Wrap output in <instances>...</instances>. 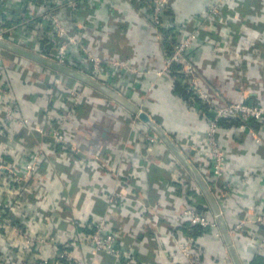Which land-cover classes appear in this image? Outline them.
Here are the masks:
<instances>
[{"label": "crops", "instance_id": "0c3cea01", "mask_svg": "<svg viewBox=\"0 0 264 264\" xmlns=\"http://www.w3.org/2000/svg\"><path fill=\"white\" fill-rule=\"evenodd\" d=\"M216 1L173 0L166 12L164 27L157 29L151 20L149 0H81L84 6H90L85 13L87 22L97 17L94 11L99 14L96 21L98 33L87 27L85 31L93 50L101 55L129 60L142 71H153L152 76L144 81L124 78L113 71L104 73L98 81L146 111L172 138L193 136L198 143L203 144L208 122L187 107L186 86L178 83L181 81L180 77H186L185 75L178 76L174 71L164 78H157L154 74L162 69L174 41L185 38L187 32L200 23L198 17H195L205 13ZM262 3L263 0H248L243 3L240 12L246 22L233 25L236 33L243 28L256 32L259 38L258 51L264 61V18L262 16V22L259 21L258 24L247 20L251 14L264 15ZM214 42L197 41L190 51L191 61L199 69L212 101L217 105L233 100L260 103L264 93V64L251 62L250 65H243L239 73L237 64H231L226 57H217ZM23 60L29 61L9 51L0 52V62L7 68L20 71L18 64L26 70L33 66H25ZM42 67L44 69L37 68L34 70L36 72L31 73L29 80L23 82V87L11 84L14 95L19 99V115L38 122L39 125H46L40 92L45 91L43 89L50 84L48 70L56 72V77L65 84L81 86L89 92L92 99L81 107L77 119L72 120L69 125L70 129L78 133L77 136L74 135L73 142L81 145L87 153H102L101 166L103 162L110 164L122 176L119 180L105 167L95 173H91L87 167L77 168L46 146L42 171H48V178L42 184L50 193L51 202L59 207L61 220L80 219L85 225L92 219L107 218L118 233L120 244L134 255L135 259L127 264H188L179 256L175 246L177 237L180 239L187 232L180 227L178 221L189 204L193 190L197 188L187 169L165 143L151 144L145 133H155L120 104L76 79ZM23 73L27 75L26 71ZM1 103L2 99L0 110ZM59 105L62 106L60 103ZM237 124L234 120H228L221 123L219 128L220 145L228 158L226 179L232 183L236 192L219 202L229 228L238 222V217L232 214L237 207H251L256 213L264 211V202L261 206L258 205V199L264 198V131L256 128L262 137V142H257L250 128L236 130ZM22 130L27 133V138L22 143H12L5 149L2 148L7 159H16L31 139L37 141L36 133ZM143 131L146 132L142 134ZM162 150L164 153H161ZM185 153L204 179L206 168L199 160V153L194 150H187ZM133 172L140 177L142 194L139 189H130L129 178ZM114 191L121 192L130 206V210L121 215L112 211L109 206L108 199ZM201 200L206 202V206L198 207L210 210L205 196ZM143 208L146 209L141 211ZM159 216L166 219L167 225ZM35 221L34 228L40 225L37 219ZM168 224H174L176 228L170 229ZM251 232L256 233L254 239L250 238ZM239 237L238 240L242 239L237 249L243 264H255L260 260L264 264V232L249 228ZM199 242L204 245V252L210 261L215 259L212 255L214 252L222 256L227 254L224 244L213 234L200 237ZM1 244L3 245L0 241V247ZM261 246L263 253H257L256 250ZM5 249L2 251H6ZM85 253H88L87 249L83 250V255ZM164 257L168 259V263H160ZM96 262L115 264L117 261L110 255L101 254Z\"/></svg>", "mask_w": 264, "mask_h": 264}, {"label": "built area", "instance_id": "2783aa9c", "mask_svg": "<svg viewBox=\"0 0 264 264\" xmlns=\"http://www.w3.org/2000/svg\"><path fill=\"white\" fill-rule=\"evenodd\" d=\"M172 1L149 0L151 20L157 29L164 27L165 15ZM247 2L248 0H217L205 13L196 16L200 23L187 32L185 38L174 41L162 69L154 74L157 78H164L175 71L178 76H186L180 77L181 81L178 83L186 86L187 107L206 119L208 130L203 144L198 143L193 136L173 139L183 151L194 150L199 153V160L206 168L204 180L218 203L236 194L232 183L226 179L228 158L220 145L221 122L224 119L238 120L236 130L250 128L256 141L262 142L256 128L264 131V93L258 104L238 100L228 101L223 105L215 104L202 81L199 69L191 61L190 51L197 41L211 43L215 40L217 57H226L231 64H237L239 73L243 65H250L251 62L264 64L258 51L259 38L256 32L246 28L239 33L234 30L233 24L246 22L240 9ZM88 7L90 8L88 5L84 6L81 0H0V39L74 67L96 80L110 71L138 81L152 76L153 71H142L129 60L101 55L92 49L85 31L87 27L98 33L96 21L99 14L94 11L97 17L87 22L85 13ZM229 12L234 15L231 16ZM259 15L251 14L247 20L258 24L259 21L262 22V16L264 18V15ZM2 51L4 50L0 48V52ZM31 64L33 66L27 70L34 73L39 64ZM18 65V70H26L21 64ZM48 71L47 80L54 88L47 87L40 92L41 100L45 102L42 111L47 119L43 126L19 115V99L12 91L7 67L0 62V241L3 243V248L0 247V264H97V258L101 254L113 257L117 261L115 264H127L135 259L134 255L120 244V237L107 218L92 219L85 225L80 219L61 220L59 207L51 202V195L42 184L48 178V171H42L46 146L77 168L87 167L91 173H95L105 167L119 180L122 179L112 165L103 162L101 166L102 153H87L81 145L73 142L74 135L77 136L78 133L70 129L69 125L72 120L77 119L81 107L92 99L89 92L81 86L65 84L56 77V72ZM22 129L36 133L38 140L33 145L25 144L23 152L18 153L16 159H5L2 148L5 149L12 143H22L24 138L19 134ZM144 132L146 131L142 134ZM145 134L151 144H164L156 134ZM129 182L130 189H139L142 194L140 177L135 176L134 172ZM202 196L204 194L197 185L179 218L178 224L187 232L175 241L177 253L188 264H233L209 204L210 210L199 211V205L206 206V202L201 200ZM263 199H258L259 206L264 202ZM108 201L111 210L120 215L130 210L121 192L114 191ZM144 209L146 208L141 211ZM232 214L238 217V222L229 228L236 248L242 239L238 240L239 236L245 234L247 229L257 228L264 232V211L256 213L251 207H237ZM158 218L166 222L161 216ZM36 219L40 225L34 228ZM168 228H176V225L168 224ZM195 228L205 230L200 237L213 234L224 244L227 254L222 256L214 252L212 255L215 259L210 261L204 252V245L199 242L200 237L195 235ZM254 234L256 233L251 232L250 238L254 239ZM252 244L255 245L253 242ZM4 248L6 251H2ZM85 249L88 253L83 255ZM256 252L263 253V246L258 247ZM241 261L243 263L242 259ZM160 263H168V259L164 257Z\"/></svg>", "mask_w": 264, "mask_h": 264}, {"label": "water", "instance_id": "95a60500", "mask_svg": "<svg viewBox=\"0 0 264 264\" xmlns=\"http://www.w3.org/2000/svg\"><path fill=\"white\" fill-rule=\"evenodd\" d=\"M0 48L9 51L15 55H18L24 59L37 63L41 66L47 67L49 69L55 70L61 74L67 75L73 79H76L89 87L95 89L96 91L102 93L106 97L112 99L116 103L120 104L122 107L127 109L130 113L136 116L139 120L145 123L160 139L166 144L170 151L178 158L180 163L187 169L191 177L195 180L196 184L204 194L210 209L216 219L220 232L222 234L224 243L227 247L228 253L231 257L233 264H243L238 250L234 244L232 236L229 231V227L226 223L225 217L222 213L220 205L207 185L206 181L203 179L201 174L197 171L193 163L190 161L185 151L180 149L172 136L158 124L155 119L150 116L146 111L139 108L137 105L129 101L124 96L120 95L117 91L111 89L103 82L94 79L93 77L82 73L72 67L63 65L54 60L46 58L38 53L25 49L14 43L4 41L0 39Z\"/></svg>", "mask_w": 264, "mask_h": 264}, {"label": "trees", "instance_id": "16d2710c", "mask_svg": "<svg viewBox=\"0 0 264 264\" xmlns=\"http://www.w3.org/2000/svg\"><path fill=\"white\" fill-rule=\"evenodd\" d=\"M250 4H248V6H249ZM247 6V7H248ZM44 51L46 52L47 50L46 49H44ZM4 53L6 52H8V51H3ZM24 61V64H25V66H28L29 64H31V62L30 61H26V60H23ZM27 64V65H26ZM38 68L39 69H44L42 66H40V65H38ZM26 71V73H27V75H24V73L23 72H25ZM7 72H8V75H9V81L11 82V84H13L14 86H22V84H23V82L24 83H26L25 81H28L29 79V77L31 76V72H29L28 70H24V71H17L16 69H11V68H7ZM26 76V77H25ZM23 87V86H22ZM48 88H50V89H52V88H54V86H53V84L52 85H48L47 86ZM187 92V91H186ZM186 95V94H185ZM187 96V95H186ZM188 97V96H187ZM44 106H45V102H43V106H42V110H44ZM47 106V105H46ZM225 121H228V119H224V120H222V122L221 123H223V122H225ZM234 122H238V120H234ZM19 134H20V136L22 137V138H27V133H25V132H23V130H20L19 131ZM38 140V139H37ZM35 142L36 141H34V140H30V141H28V144H30V145H33V144H35ZM4 157H5V154H4ZM5 159H7L6 157H5ZM8 160H11V159H8ZM200 212H202V211H204L203 209H200L199 210ZM195 230H196V232L197 233H195V235H196V237H200V236H202L204 233H205V230H203V229H201V228H195ZM255 262V261H254ZM263 261L262 260H260L259 262H257L256 261V263L255 264H258V263H262ZM137 264H138V262H137ZM251 264H253V263H251Z\"/></svg>", "mask_w": 264, "mask_h": 264}]
</instances>
